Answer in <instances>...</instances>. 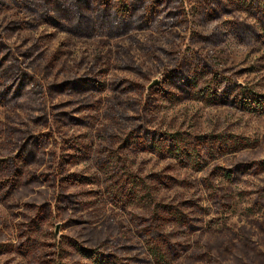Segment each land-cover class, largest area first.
<instances>
[{
    "label": "rangeland",
    "instance_id": "1",
    "mask_svg": "<svg viewBox=\"0 0 264 264\" xmlns=\"http://www.w3.org/2000/svg\"><path fill=\"white\" fill-rule=\"evenodd\" d=\"M182 1L188 25L114 38L76 37L44 24L15 29L20 13L0 7L8 56L0 72L14 60L41 84L0 104V243H37L34 255L5 250L0 264H75L72 239L95 235L114 247L135 245L130 255L142 252L145 264H157L149 253L158 238L160 250L175 245L166 264H264V113L199 95L147 102L165 69L193 48L264 93V40L242 43L236 26L224 25L235 13L207 16L225 0ZM194 28L213 30L217 43H191ZM90 77L101 85L74 83ZM147 128L175 134L184 151L177 158L144 151ZM234 135L245 142H221ZM34 142H41L37 161L23 163L17 155ZM69 174L76 185L64 180ZM64 192L79 212L64 209ZM164 205H178L183 224L166 220Z\"/></svg>",
    "mask_w": 264,
    "mask_h": 264
},
{
    "label": "trees",
    "instance_id": "2",
    "mask_svg": "<svg viewBox=\"0 0 264 264\" xmlns=\"http://www.w3.org/2000/svg\"><path fill=\"white\" fill-rule=\"evenodd\" d=\"M182 2V0H2L0 7H10V9L20 13L19 16L21 18L14 22L12 21L15 24V29L37 28L44 24L76 37L114 38L134 30L160 29V27L173 28L182 24L188 25L190 14L183 7ZM232 13H235L236 16L231 20H226L224 23L227 22V24L224 25L236 26L235 30L242 43L248 44L251 41L256 43L264 40V0H225L218 9L212 8L208 10L207 16L212 19H218ZM213 36V30L194 28L191 43H203L210 46L217 43ZM2 38L3 34L0 31V67L8 59V56L2 55L4 52L1 47ZM251 68H247V71L250 72V69L251 72L256 71V68ZM32 79L29 72L20 63L17 66H15L14 60L7 63V67L0 72V86L2 85L0 94L7 91L8 96H0V104H7L12 99L25 96L34 89L35 83L40 84L35 77V82ZM74 83L78 87H80L79 84H91V89L101 85L100 81L91 77L86 79L85 82L77 79ZM64 85L65 83L61 86ZM72 85L71 83L68 86L72 87ZM77 90L80 91L79 88ZM151 91L153 93L147 94V102H152V99L165 100L173 98L171 96L186 95V97H194L199 95L201 99L229 105L242 111L253 112L258 115L264 113V93L259 88L250 82L240 80L239 76L233 72L229 73L227 70L218 69L214 63L209 61L202 53L196 51L195 48L183 55L178 66L174 68L167 67L163 79ZM225 138L221 142H245V140L238 139L235 135L230 137L232 139ZM38 143L34 142L28 148L21 149L17 157L21 158L23 163H35L38 151L41 148ZM140 146L144 151L148 150L157 155H167L175 158L184 151L175 134L157 128L146 129L145 137ZM131 147L133 146L131 145ZM71 175L64 176V180L68 181V185H76L78 182L74 179L72 180ZM60 196H64V209L70 210L73 208L74 212H79L77 210L78 207L70 206L66 203V197L70 199L66 192L60 194ZM86 202L88 203V201ZM166 207L168 206L164 205L163 210L166 220H181L179 216L181 217L185 213L181 211V213L177 214L176 210H180L178 205H174V209L171 210ZM36 215L42 214L38 211ZM89 218L91 216L82 218L81 223H84V220ZM181 221L183 224V220ZM95 237L97 235L92 240L87 237L81 241L72 239V244L70 245L74 247L72 259L75 264L80 261L82 262L79 264H114L115 261L112 262L111 259L123 256L125 258H135L131 264H145L149 260V258L142 255V252L130 255L129 250L135 245L129 244L127 246L119 245L114 247L112 239L104 240L99 238V235L97 238ZM100 240L105 242L102 244ZM65 241H67L66 238H64V245H66ZM166 241L167 239L165 238L164 242ZM162 242L158 238L156 242L151 244L153 247L150 248V258L157 264H166L165 256L169 254L175 255V249L173 248L175 245L167 242L168 248L160 250L158 244ZM36 244L34 247V243L29 244L22 240L19 242L14 240L12 242H2L0 243V254L5 253V250L12 249L17 254H24L27 251L28 254L34 255V249L36 250L37 248ZM51 245L53 246V243ZM55 246H59V244L55 242ZM121 247H125L127 255H123L121 251H118ZM16 264H19V262H16Z\"/></svg>",
    "mask_w": 264,
    "mask_h": 264
},
{
    "label": "water",
    "instance_id": "3",
    "mask_svg": "<svg viewBox=\"0 0 264 264\" xmlns=\"http://www.w3.org/2000/svg\"><path fill=\"white\" fill-rule=\"evenodd\" d=\"M158 83V80L157 79H155L151 84H150V86L149 87H151V86H153V85H155V84H157Z\"/></svg>",
    "mask_w": 264,
    "mask_h": 264
}]
</instances>
